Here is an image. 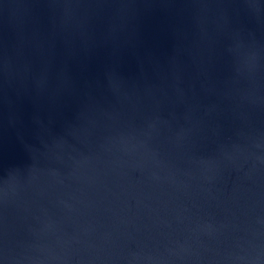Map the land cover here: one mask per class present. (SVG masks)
<instances>
[{
	"label": "water",
	"instance_id": "95a60500",
	"mask_svg": "<svg viewBox=\"0 0 264 264\" xmlns=\"http://www.w3.org/2000/svg\"><path fill=\"white\" fill-rule=\"evenodd\" d=\"M0 264H264V0H0Z\"/></svg>",
	"mask_w": 264,
	"mask_h": 264
}]
</instances>
